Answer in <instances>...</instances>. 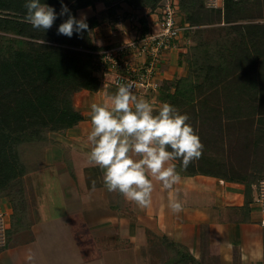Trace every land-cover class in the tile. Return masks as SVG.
<instances>
[{"label":"trees","instance_id":"obj_1","mask_svg":"<svg viewBox=\"0 0 264 264\" xmlns=\"http://www.w3.org/2000/svg\"><path fill=\"white\" fill-rule=\"evenodd\" d=\"M102 1L108 9L107 19L117 16L120 1L135 8L154 12L165 0H63L78 19L82 8L94 7ZM182 24L188 25L190 50L199 51L195 44L199 27L225 22L228 27L223 45L215 49L216 62H206L211 55L203 53L201 62L190 51L182 53L190 77L195 71L197 82L182 88L183 77L165 79L160 90L161 102L173 105L189 117L190 124L203 145L202 154L184 169L176 160L180 175L204 174L224 180L244 183L248 189L264 176L253 178L229 175L238 171L246 141L264 153V130L256 134L252 123L264 115V0H224V8L207 7L205 0H172ZM57 13L61 0H44ZM249 2L251 4H249ZM253 2V3H252ZM25 0H0V195L16 189L17 179L25 170L20 158V146L47 141V131L62 132L84 119L74 106L75 92L100 89L94 51L109 46L98 45L91 32L102 26L97 15L86 18L88 29L71 38L58 34V27L68 16H59L46 32L35 30L25 22ZM263 18V19H262ZM258 23L239 24L257 20ZM148 32L147 19H139ZM251 22V21H250ZM230 26V27H229ZM196 27V29H195ZM193 44V45H192ZM204 46V45H203ZM200 61V62H199ZM196 68V69H195ZM201 78H200V77ZM194 83V84H193ZM258 102H260L258 104ZM250 122V124H249ZM252 122V123H251ZM245 133L236 136L235 131ZM229 153H227V147ZM262 146V147H261ZM243 149V150H242ZM226 158H230L229 161ZM240 170V169H239ZM248 198H249V190ZM175 254L162 264L183 261L201 264L192 254L177 246ZM179 248V249H178ZM1 249V248H0Z\"/></svg>","mask_w":264,"mask_h":264},{"label":"crops","instance_id":"obj_2","mask_svg":"<svg viewBox=\"0 0 264 264\" xmlns=\"http://www.w3.org/2000/svg\"><path fill=\"white\" fill-rule=\"evenodd\" d=\"M126 11L121 7L117 13ZM93 15L92 7L78 11V19ZM91 34L95 41L110 37L103 26ZM174 61V70L165 68L172 66V61L163 65V80L183 75L182 59L178 56ZM116 91L83 90L84 106L74 105L84 119L53 137L43 168L55 171L65 207L59 216L44 218L38 204L43 230L35 232V240L28 246L10 249L11 255L22 261L15 264H125L121 257L107 262L104 250L117 253L115 256L127 253L134 264H142V259L150 260L157 249L168 255V243L180 246L204 264H264V213L254 206L253 186L248 189L244 183L204 174H179L180 182L173 190L163 189L153 180L151 204L147 207L106 190L101 169L88 160L87 135L91 130V105L107 102ZM136 96L142 99L147 94ZM154 101L148 99L151 104ZM169 164L176 167V160ZM172 196L182 203L179 213L169 208Z\"/></svg>","mask_w":264,"mask_h":264},{"label":"clouds","instance_id":"obj_3","mask_svg":"<svg viewBox=\"0 0 264 264\" xmlns=\"http://www.w3.org/2000/svg\"><path fill=\"white\" fill-rule=\"evenodd\" d=\"M25 22L35 30L46 32L59 16L68 18L59 25L58 34L69 38L88 29L86 17L77 19L61 0L57 13L44 0H25ZM187 114L173 105L162 104L154 112L153 105L134 94V84L125 82L103 104L90 109L91 130L87 135L91 164L101 169L103 185L108 192H118L139 207L151 204L153 180L163 189L173 190L180 175L170 161L180 160L186 169L202 154L203 145ZM182 203L172 196L169 208L182 211ZM29 261L32 260L28 256Z\"/></svg>","mask_w":264,"mask_h":264},{"label":"rangeland","instance_id":"obj_4","mask_svg":"<svg viewBox=\"0 0 264 264\" xmlns=\"http://www.w3.org/2000/svg\"><path fill=\"white\" fill-rule=\"evenodd\" d=\"M243 1V0H238ZM207 7L214 8V5H217L216 8H224V1L222 0H205ZM253 3V2H252ZM249 4H251L249 2ZM120 8L124 7L127 9L126 12L122 14L118 13L117 16H114L112 19H107L108 17V9L109 7L106 6L102 1H97L95 6L92 7L95 14L102 19V26L105 27L106 31L110 33L105 39H101L100 41H95L100 46H106L108 44H112L114 39H123L124 41L133 40L134 37L142 35L144 31V25L137 23V20L133 19V24H137L136 26H131V20H129L130 16L125 17L124 22H120L117 18L119 16H126L131 13L135 14L137 19L145 17L147 19V25L150 30H157L158 28V21L160 19V11L162 5L158 12H151L149 9H141L135 8L126 4L124 1H120ZM91 8V7H90ZM145 10V11H144ZM125 11V10H124ZM263 19V18H262ZM251 21V22H250ZM261 22L260 19L257 20H246L241 21L239 24H247V23H258ZM139 25V26H138ZM228 25L225 22L221 23H213L208 24L205 26L199 27L198 32L196 33V42L193 41L195 44H200L199 51L195 52V55H198V59L203 62L204 58L202 56L203 53H208L207 55H211L209 59H206V62H216L220 61L218 59L219 54H217V59H215V49H218L222 46L223 39L226 36V29ZM230 27V26H229ZM196 29V27H195ZM112 33V35H111ZM117 35V38H115ZM97 36V35H96ZM113 36H115L113 38ZM110 38V39H109ZM190 44H187V48L182 50L177 47L174 50L170 51V53L164 55L163 65L165 66L168 63H173L172 66H165L170 70H174V66L176 61V57L179 56V59L182 58V53H186L188 51L194 54V51L190 50ZM193 45V44H192ZM204 45V46H203ZM171 58V59H170ZM199 61V62H200ZM180 65L184 67L185 71L181 77L185 78L186 80L182 84V88L186 89L190 86L191 82H197L196 77H198L197 73L193 72V77H190L189 69L187 64H183L180 62ZM162 66V70H163ZM164 68V69H165ZM196 69V68H195ZM200 77V76H199ZM201 78V77H200ZM194 84V83H193ZM115 91V90H112ZM82 91L75 92L73 95V102L78 105V107H83L84 102L81 101L85 97V93H81ZM152 96V97H151ZM155 98V101L152 103L154 112L157 111L163 103L160 100L159 94H150L142 99L148 101V99ZM260 102H258L259 104ZM75 106V105H74ZM252 123V122H251ZM250 124V122H249ZM253 132L256 134L260 132V130H264V115H258L255 117L252 123ZM62 132H54V131H47L48 140L47 141H39L36 143H28L26 145L23 144L20 146V158L23 164V168L25 173L23 176L17 179L16 189L8 194V195H0V212H4V216L0 217V264H15L16 262L21 263V259L19 260V256L16 260L15 255H11L10 249L13 247L29 245L30 242H34L35 240V232L40 228L41 224V216L38 212V204L41 207V214L44 215V218H50L59 216L60 213L64 210V200L60 191L59 179L53 170V168H43L46 165V151L49 146L52 145L53 137H59ZM243 133H245L243 131ZM242 130L235 131L236 136H242ZM254 136H249L246 141H249L250 145L242 151V161L240 165H237L238 171H232L231 167H229V163L226 162V167L229 170V175L235 173L236 176H246L248 178H253L257 175L264 176V153L259 148H255L251 142L253 141ZM229 147H227V153H229ZM262 147V146H261ZM264 149V148H262ZM228 161L230 158H226ZM43 168V169H42ZM42 169L40 172H38ZM240 169V170H239ZM36 172H38L36 174ZM254 206H257L254 204ZM259 207V206H258ZM8 210V211H7ZM258 210L262 212L261 208L259 207ZM6 211V212H5ZM6 213V214H5ZM263 213V212H262ZM96 242V241H95ZM167 244V243H166ZM167 248L169 249L168 255H164L163 250L157 249V251L152 252L151 256L149 257L150 260L144 257L142 259V264H162L166 262L169 258H171L175 254L176 246L173 243H168ZM166 248V249H167ZM179 249V248H178ZM7 250V251H6ZM162 251V252H161ZM117 253H106L104 250L103 258L107 262L114 261L116 258L121 257L124 263L126 264H134L132 261V255H128L127 253H120L121 255L115 256ZM174 257V256H173ZM172 257V258H173ZM136 260V259H135ZM198 260V259H197ZM199 261V260H198ZM202 263V261H199ZM30 264V262H29ZM137 264V263H135ZM170 264V263H169ZM181 264H196L192 263L191 261H183Z\"/></svg>","mask_w":264,"mask_h":264},{"label":"built area","instance_id":"obj_5","mask_svg":"<svg viewBox=\"0 0 264 264\" xmlns=\"http://www.w3.org/2000/svg\"><path fill=\"white\" fill-rule=\"evenodd\" d=\"M176 8L172 0H165L159 13L157 30L148 28L146 34L136 36L133 40L115 39L112 44L107 45L109 47L94 51L97 65L95 75L99 79L100 89H118L120 84L131 82L134 84L135 95L160 93L164 55L177 47L181 50L184 47L185 50L191 42L186 35L189 26L182 24ZM159 9L160 7L154 13ZM127 16H130L132 27L137 25L133 24V19L140 23V18L137 19L135 14L131 13L117 19L124 22L128 20L125 19ZM252 186L255 190L253 203L264 213V179ZM3 216L4 212H0V217Z\"/></svg>","mask_w":264,"mask_h":264}]
</instances>
